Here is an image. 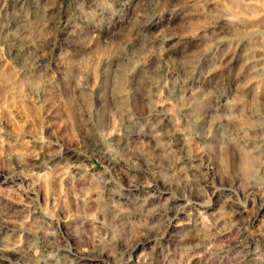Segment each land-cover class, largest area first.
<instances>
[{"label": "rangeland", "instance_id": "obj_1", "mask_svg": "<svg viewBox=\"0 0 264 264\" xmlns=\"http://www.w3.org/2000/svg\"><path fill=\"white\" fill-rule=\"evenodd\" d=\"M0 264H264V0H0Z\"/></svg>", "mask_w": 264, "mask_h": 264}, {"label": "bare ground", "instance_id": "obj_2", "mask_svg": "<svg viewBox=\"0 0 264 264\" xmlns=\"http://www.w3.org/2000/svg\"><path fill=\"white\" fill-rule=\"evenodd\" d=\"M70 159V158H69Z\"/></svg>", "mask_w": 264, "mask_h": 264}]
</instances>
